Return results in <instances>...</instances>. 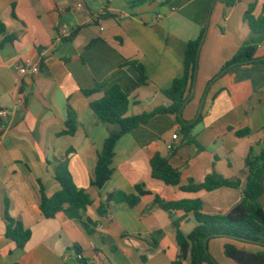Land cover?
<instances>
[{"label":"crops","instance_id":"1","mask_svg":"<svg viewBox=\"0 0 264 264\" xmlns=\"http://www.w3.org/2000/svg\"><path fill=\"white\" fill-rule=\"evenodd\" d=\"M252 2L258 16L264 0H238L233 7L215 0H0L6 36L13 37L0 49V112L9 110L7 119L0 116V264H69L75 246L83 264H173L180 251L174 222L185 233L198 223L193 213L165 211L156 196L200 199L206 214H227L241 202L246 159L264 148V63L233 67L209 82L251 36L244 14ZM204 31L193 98L183 111L187 122L202 114L192 133L202 149L187 143L175 115H157L119 139L111 179L103 188L93 186L98 155L116 127L90 107L103 93L88 98L83 90L97 82L120 85L131 98L128 116L168 107L172 101L163 92L183 75L187 45ZM257 57L264 58V45ZM26 62L45 71L21 84L17 67ZM131 62L145 67V85L138 84ZM20 95L24 106L17 104ZM69 106L79 127L74 135H60ZM245 129L249 135L237 136ZM157 153L182 172V186L201 184L213 173L240 186L210 192L168 186L152 177ZM67 157L76 186L93 200L83 217L98 225L91 234L79 220L63 213L47 219L40 209L42 188L49 195L60 190L54 171ZM139 185L149 193L135 207L111 202L99 215L108 194H138ZM260 202L264 208V194ZM7 214L31 230L24 248L6 237ZM227 243L260 249L214 238L209 251L218 264H237L225 256Z\"/></svg>","mask_w":264,"mask_h":264},{"label":"trees","instance_id":"2","mask_svg":"<svg viewBox=\"0 0 264 264\" xmlns=\"http://www.w3.org/2000/svg\"><path fill=\"white\" fill-rule=\"evenodd\" d=\"M215 1H221L227 7H233L238 2V0ZM256 7L257 2L250 3L244 14V20L251 30V36L238 49L233 58L223 66L221 72L209 82V86L233 67L264 63V58L257 57L259 49L264 45V11L257 16ZM104 17H109V15ZM6 34V25L0 18V37H4L0 41V49L13 41V37H7ZM204 34L205 31L199 38L188 43L183 75L175 79L172 86L163 92L172 101L168 107H158L151 112L128 116L131 98L120 85L115 84L108 87L106 82H97L92 89L83 90V94L88 98L103 93L100 99L90 102V107L103 123L116 127L110 131L104 142L103 150L98 155L92 180L93 186L103 188L111 179L115 146L119 139L142 124L150 122L157 115H175L187 143L197 145L199 149H202V146L192 137L193 129L202 120V114L194 121L187 122L183 117V111L193 98L192 90L199 67V46ZM72 35L74 36L75 33ZM131 65L139 74L138 84L145 85L148 81L145 67L138 62H131ZM42 71H45L44 67L41 68ZM66 127L67 129L60 135H74L79 127L77 114L70 106L67 112ZM249 133L250 131L245 129L236 134L243 137ZM246 167L248 177L242 200L227 214L204 213L203 201L200 199L166 202L156 196L155 203L165 211L182 210L186 213H193L198 223L190 233H185L181 229L180 221L174 222L180 251L173 264H185L187 259H190V264H218L209 251V242L219 237L230 238L239 244L260 247L257 251H250L236 243H227L224 247L227 258L237 264H264V208L260 202L264 194V148L259 155L250 154L247 157ZM151 170L154 179L168 186H179L183 191L188 192L201 190L210 192L221 187L238 188L240 186L239 182L228 181L216 173L206 176L201 184L191 181L189 185L182 186V172L160 153L155 154L151 159ZM54 174L61 188L50 195L46 194L43 188L41 189L40 209L43 215L47 219H53L59 213H63L69 219L81 221L88 233H93L98 226L97 223L90 218L83 219L85 212L93 204V200L86 190L78 189L76 186L69 170L68 157L59 162ZM136 191L138 194H127L119 190L108 194L107 199L101 202L98 208L99 215H106L107 207L111 202H127L131 207H135L140 202L141 196L149 193L141 185L136 187ZM6 216L8 221L5 230L6 237L12 239L19 248H24L31 237V230L26 229L21 221L11 218L8 214ZM73 250L81 252L78 246H75Z\"/></svg>","mask_w":264,"mask_h":264},{"label":"built area","instance_id":"3","mask_svg":"<svg viewBox=\"0 0 264 264\" xmlns=\"http://www.w3.org/2000/svg\"><path fill=\"white\" fill-rule=\"evenodd\" d=\"M82 4H78L76 9H81ZM64 33V32H63ZM17 71L19 74V81L22 84V81L24 78H34L41 74V69L39 64H33L31 62L22 63L17 67ZM18 106H24L25 105V96L20 95L18 101ZM9 115V110L5 109L0 112V116L2 119H7ZM173 140H179V135L175 133L173 135ZM71 256L66 257L67 262H70L69 264H82V262L85 260L84 256L81 252H76L75 250H71L70 252Z\"/></svg>","mask_w":264,"mask_h":264},{"label":"water","instance_id":"4","mask_svg":"<svg viewBox=\"0 0 264 264\" xmlns=\"http://www.w3.org/2000/svg\"><path fill=\"white\" fill-rule=\"evenodd\" d=\"M204 39H205V35L203 36V38H202V40H201V43H200V46H199V52H200L201 47H202V45H203ZM196 80H197V79H196ZM196 80H195V83H196ZM192 92H194V88H193ZM201 111H202V107L200 108L199 114L201 113Z\"/></svg>","mask_w":264,"mask_h":264},{"label":"rangeland","instance_id":"5","mask_svg":"<svg viewBox=\"0 0 264 264\" xmlns=\"http://www.w3.org/2000/svg\"><path fill=\"white\" fill-rule=\"evenodd\" d=\"M215 61H216V59H215Z\"/></svg>","mask_w":264,"mask_h":264}]
</instances>
